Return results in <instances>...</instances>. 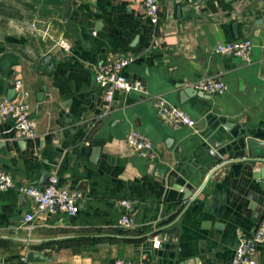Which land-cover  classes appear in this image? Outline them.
Returning <instances> with one entry per match:
<instances>
[{
    "label": "crops",
    "instance_id": "crops-1",
    "mask_svg": "<svg viewBox=\"0 0 264 264\" xmlns=\"http://www.w3.org/2000/svg\"><path fill=\"white\" fill-rule=\"evenodd\" d=\"M160 1L154 26L143 0H69L68 12L67 0H0V100L27 93L37 122L31 140L0 123V171L15 182L0 193V264H28L29 252L48 251L50 264H230L236 233L254 232L263 219L264 191L253 177L263 164L235 154L248 139L264 143V0ZM61 39L70 52L58 49ZM245 39L254 45L251 64L215 54ZM113 55L134 59L125 73L148 93L119 92L108 110L94 74ZM214 78L227 84L225 94H184ZM158 96L195 129L162 122ZM132 129L153 142L156 159L129 148ZM208 140L227 142L221 160L202 148ZM253 152L264 157L260 146ZM53 176L84 194L76 216L38 214L19 191ZM174 178L194 192L189 202ZM122 200L132 203L133 228L118 225ZM256 260L264 264V246Z\"/></svg>",
    "mask_w": 264,
    "mask_h": 264
},
{
    "label": "built area",
    "instance_id": "built-area-1",
    "mask_svg": "<svg viewBox=\"0 0 264 264\" xmlns=\"http://www.w3.org/2000/svg\"><path fill=\"white\" fill-rule=\"evenodd\" d=\"M144 15L154 26L161 21V1L143 0ZM58 49L64 52L71 51V45L66 40L57 42ZM254 45L250 40H239L229 43H221L215 48V54L223 57L241 60L244 64L252 63V50ZM134 62L130 56L113 55L107 58L95 71L94 79L97 87L103 94L108 110L113 106L116 95L119 92L126 94L138 93L147 95V88L141 80L130 78L125 70ZM15 90L23 92V83L16 81ZM195 90L209 95H223L228 90L227 84L217 78L201 80L195 85ZM28 94L23 92L22 98L18 101L4 98L0 100V123L5 121L13 122L17 134L23 139H35L37 122L30 113V106L27 102ZM153 107L160 120L171 127H187L195 129L196 121L181 108L170 104L164 97L152 98ZM129 148L140 157L147 160L156 159V151L153 142L145 135L132 129L127 135ZM15 188L13 177L0 171V193H5ZM20 193L32 199L37 208L38 214L49 213L51 215L76 216L81 210V202L84 194L80 191L71 190L60 184L56 176L50 178L46 186L37 185L24 186ZM120 206L126 210L119 221V227L130 229L136 226L135 218L128 212L132 208L129 200L120 201ZM34 214L29 213L24 217L26 225L33 224ZM237 248L230 264H257L256 256L259 249L264 246V217L252 233H236ZM160 247V241L154 243V248ZM116 264H134L119 260ZM144 264V263H139Z\"/></svg>",
    "mask_w": 264,
    "mask_h": 264
},
{
    "label": "water",
    "instance_id": "water-1",
    "mask_svg": "<svg viewBox=\"0 0 264 264\" xmlns=\"http://www.w3.org/2000/svg\"><path fill=\"white\" fill-rule=\"evenodd\" d=\"M69 0L66 2V10L67 12L69 11L70 4ZM192 93L198 94V91L195 90L194 88H189L188 90L186 89L184 91V94L186 96H190ZM224 145H227V142H217L215 140H208L203 143V147L205 148L206 154L210 156L211 158H215L216 160H221L223 157V151L219 150L221 149ZM256 146H260L264 148V143L254 140V139H248L247 140V149L242 152L243 154H235V157H247L249 159H246V161L253 162V163H262L263 167L262 168H254V179L259 180L260 187L262 191H264V157L256 156L255 153L253 152V149ZM219 157V158H218ZM221 157V158H220ZM176 180L175 178L171 180L172 187L178 191H182L183 193V199L182 202H189L192 197L194 196V192L191 191L187 187H183L181 185H176ZM53 258V252L48 251V252H29L27 254V263L28 264H50L51 259Z\"/></svg>",
    "mask_w": 264,
    "mask_h": 264
}]
</instances>
